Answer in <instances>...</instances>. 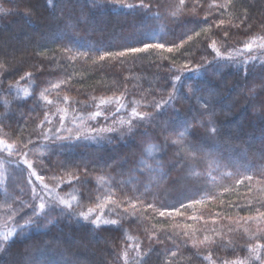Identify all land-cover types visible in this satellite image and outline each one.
<instances>
[{
    "label": "trees",
    "instance_id": "1",
    "mask_svg": "<svg viewBox=\"0 0 264 264\" xmlns=\"http://www.w3.org/2000/svg\"><path fill=\"white\" fill-rule=\"evenodd\" d=\"M144 2L150 5L148 12L114 7L110 3L93 7L92 0H53L55 10L47 0L1 3L0 134L9 136L18 148L21 142L32 140L24 150L28 153L40 152L43 145L50 146L52 153L45 159L27 157L38 175L45 177V183L49 186L53 183L52 187L78 199L92 196L90 202H93L97 196L110 193L118 201L140 196L142 188L131 191L124 181L137 170L146 172L147 168L150 174L156 170L164 173V186L159 192L154 176L155 180L146 187L150 188V197L141 198L145 206L152 203L155 207L142 208L138 203L139 211L124 220L118 218L120 223L115 226L102 225L97 229L87 221L77 222L67 210L62 214L60 207L54 206L49 214L55 220L49 215L50 223L41 222L43 226L23 235L17 231L5 245L6 250L0 252V264H18L21 254L26 256L27 264H124V250L129 252L128 264H209L204 259L209 253L216 264H221L223 260L247 257L249 244L264 243L256 235L257 228L264 229V225L253 227L257 223L241 219L255 215V209L264 204V120L259 104L248 95V88L255 85L259 97L264 99V90L260 88L264 79V53L259 48L244 52L238 60L253 55L259 59L249 60L246 65L222 63L215 76L194 71L205 57L211 60L215 56L208 47L212 40L225 53L230 49L243 50L250 37L264 35V0H232V5L223 9L209 5L225 4L226 0H199L198 6L196 0H184V5L180 0ZM127 3L139 4V0H127ZM25 10H32L31 16H26ZM245 11L247 20L241 24L237 17L243 18ZM165 12L172 14L174 21L167 20ZM81 13L86 19H80ZM221 19L225 24L217 27ZM232 24L240 26L232 27ZM206 28L210 29L207 36L202 31ZM224 31L229 33L227 38ZM196 32L201 35L197 37ZM189 35L193 37L191 41L187 39ZM182 41L183 46L171 53L148 49L99 59L105 52L143 47L144 42L164 43L167 47L180 45ZM65 48L71 51H64ZM185 63L193 69L183 73L185 84L200 80L205 85L221 81L229 85L221 87L218 94L212 93L210 100L220 134L214 139L204 137L202 152L195 159L183 153L178 156L175 146L165 143V136L167 125L176 118L174 109L179 110L181 119L186 114L199 118L197 100L178 96L160 112L152 106L167 98L176 69ZM52 83L60 86L53 88ZM46 84H51L44 93L47 101H63L67 97L66 109L71 115L83 111L90 116L96 110L106 115L96 117L101 123L94 124V130L91 126L72 127L69 129L73 131L72 138H65L68 135L57 131L60 117L50 112L46 118V111L41 109L47 101L39 98L40 89ZM182 91L187 93V88ZM116 93L117 96L110 97ZM107 95L115 109L119 107L115 98H120L124 105L121 112L136 107L137 111L150 112L155 118L132 122L129 132L128 118H119L112 108L103 109L106 105L96 107ZM203 95L207 97L209 93ZM99 124L103 125L102 129L116 131H100ZM200 131L203 134V129ZM77 136L80 138L76 139ZM145 136L149 137L146 139L149 145L156 148L151 155L138 151L142 145L140 138L144 140ZM161 144L167 145V149L159 157ZM14 155L19 157L5 159L13 167L7 168V184L0 187V221L11 215L10 208L29 203L33 196L30 190L33 187L27 183L29 170L18 163L22 156ZM67 172L80 176V181L73 180L75 184L69 185L68 191L63 185L57 187L58 180L54 179ZM101 176L103 182L98 179ZM245 176L253 179L246 180ZM30 184L44 194L36 181ZM102 189L106 190L102 192ZM110 206L108 209L113 208ZM156 209L166 215L160 216ZM110 217L113 218L107 215ZM19 219L20 216L15 217ZM205 235L216 243L199 244Z\"/></svg>",
    "mask_w": 264,
    "mask_h": 264
},
{
    "label": "snow or ice",
    "instance_id": "2",
    "mask_svg": "<svg viewBox=\"0 0 264 264\" xmlns=\"http://www.w3.org/2000/svg\"><path fill=\"white\" fill-rule=\"evenodd\" d=\"M70 2V0H68ZM199 0H196V3L198 4ZM102 3H110L114 7H120V8H128V9H140L144 12H148L150 10V5L148 3H145L144 0H139V4H132L127 3V0H92V6H98ZM47 4L49 6H53V9L55 10V6L53 5V0H47ZM180 4L184 5V0H180ZM232 5V0H226L225 4H216L213 3L209 5L210 8L215 9H223L228 6ZM195 7V4H194ZM0 11H3V9H0ZM61 14H63L64 9H60ZM32 10H25L26 16H31ZM80 19H86L83 13H81ZM238 20H240V23L243 24L247 20V12L245 11L243 13V18L237 17ZM225 24V21L221 19L217 25V27L222 26ZM232 27H239V24H232ZM249 28H251V25H247ZM202 31L207 34L209 33L210 29H202ZM195 35L199 37L201 35V32H196ZM224 38H227L229 33L228 31H224ZM188 41H191L193 37L189 35L187 37ZM210 39V37H209ZM259 41V43H257ZM184 44V41L181 42L180 45H172L167 46L164 43H143V47H130L127 48L125 51L120 52H105L102 54L99 59L104 60L106 57H113V56H124L126 52L131 53H139V52H145L148 49H162L166 50L167 52H173L174 50H179L180 47H182ZM208 47L212 50V52L215 53V56L212 57L211 60H208L206 57L203 59V62L196 65V68L194 71L201 72L205 76L208 74H211V76H215L219 68L222 66V63L224 65L226 64H248L249 60H257L259 57L257 56H248L243 61L238 60L237 57L240 55H243L244 52H252L254 48H259L262 53H264V35H257L252 36L249 38L247 42L243 45V50L240 49H230L225 53H221L220 47L217 45L216 40H212L211 43L208 45ZM64 51H71V49L65 48ZM233 53H236L233 55ZM82 55H86V53H82ZM262 65H264V62H262ZM3 67V64H0V68ZM185 71H193V69L189 68L188 63H185L184 65L180 66L176 69V75L173 77V83L171 85L172 91L168 93V96L166 99H161L159 102L154 103L152 106L156 109L157 112H160L162 108L165 105H171L173 101H175L178 96L180 98H195L199 105V118L197 116H189L186 114L183 119L180 118V112L179 110H175L176 118L171 121L167 125L166 131H168V135L165 136V143L170 144L172 146H175L176 148V154L179 156L181 153L184 154V156L191 157L193 159L197 158L198 154L202 152V139L204 137L208 138H216L220 134V129L217 127L216 121L214 119L216 113L212 109V105L210 104V100L212 99V93H217L218 90L223 88H228L229 85L227 82H217L215 84L211 85H205L200 80H194L192 83L185 84L184 80L182 79V75ZM245 75H247V69H245ZM26 76H31V73H26ZM23 79V77H22ZM11 87V85L9 86ZM53 88H58L59 84H53ZM187 88V93H184L182 89ZM260 88L261 90H264V79L260 82ZM47 91V90H45ZM204 92H208L209 95L205 97L203 95ZM42 97H44L45 100H47V97L45 96L44 92H41L40 94ZM248 95L250 98L255 100L259 104V108L261 110V119L264 120V99L260 98L257 93V88L255 85L248 88ZM65 101H67V97L64 98ZM115 102L119 104V107L116 108V111L119 112L120 108H123L124 105L120 103V98H115ZM48 104H51L52 101L48 100ZM113 103L112 99H101L99 104L96 105V107L99 109L102 105H108ZM103 113L102 111H96L91 114L92 119H95L96 117L101 116ZM131 119L127 122L128 131L131 132L132 130V121L133 120H145V119H154V115L150 112H139L137 111L136 107L131 108L130 113ZM47 118V114H46ZM51 121H49L50 123ZM61 124H63V118H61ZM201 129H203V134L201 133ZM100 131H107V132H113L116 131V129L113 128H106L101 129ZM80 137L77 136L76 139H79ZM57 139H61L60 137H57ZM32 140H28L26 143L21 142L20 148L16 147V144H7L3 140H0V145H3V148L0 150L8 152V154L11 156L14 153L21 155L24 157L22 161H19L18 163H23L26 165L27 169L29 170V175L35 177L36 181H39L41 191L44 193L41 195L40 192L36 191V188L33 187L32 193V202H29L27 204H22L19 208L12 209L10 208L9 211L11 212V215L7 216V220H12L15 224V227L8 230L4 234L0 235V252H3L6 250L5 245L8 244L11 238H13L14 234L19 232L20 235H23L30 231L32 228H39L41 226L42 221H48L51 222L49 219V213L53 209V207H60L61 213L64 214L65 210H67L69 215H73L76 217L77 222L80 220L87 221L91 225H93L95 228H100L102 225H118L120 223L119 219H106L104 218L103 211H100L97 213V209H102L108 204L115 205L116 208H120L121 205L127 204V207H124L123 212L128 215L134 216L139 209L137 208V204L139 203L142 208H154V204L148 203L146 206L144 205V200L141 198L143 194L140 196L135 197H125L123 200H115L113 199L114 193H110L107 196L104 197L103 203H97L95 207H88L86 211L80 210L76 211L74 208L75 206L83 209V205L80 203L76 195H71L70 199L60 196L55 192V188H50L47 183H45V177L43 175H38L37 172L33 169V163L29 159H27L28 152L24 151L25 149H28V145L32 144ZM152 154L151 148L149 149V155ZM159 164V162H157ZM66 176L68 177L67 181H64L63 178H54L58 180L57 187L60 183H71L73 180L80 181V176L76 175L73 172H67ZM100 182H103L104 177L98 178ZM244 179L251 181L253 179L252 176H245ZM29 183H32L30 180ZM84 183H87V181H84ZM237 183H242V181H237ZM227 191V189H226ZM47 197V198H46ZM100 197L97 196V200H99ZM194 203H200V201H194ZM261 208H264V204H261L259 208L255 209V215L252 216H246L242 217L245 222L247 221H253L257 224L264 222V211L261 210ZM131 209V212L129 211ZM30 210V211H27ZM114 210V209H113ZM159 211L158 209H156ZM23 213V215H21ZM168 215H171V213H167ZM177 214H179L177 210ZM116 215L120 217L121 219L127 218L126 216H123L121 213L117 212ZM160 216H165L166 213L164 211H159ZM16 216H20V219L22 222L15 220ZM187 235V233H185ZM256 235L264 239V229L257 228ZM159 243L160 241L157 240ZM216 241L214 239H210L209 236L205 235L202 240H199V244H215ZM196 241L193 242V246H195ZM140 245L137 244L136 248L139 249ZM248 250V256L244 259H240L237 257L234 260H223L221 261V264H252L253 261L258 262V264H264V255H262V252H264V243L257 242L255 244H249L247 246ZM27 252V249L25 250V253ZM123 259L124 264H128L129 261V252L127 250H124L123 253ZM173 256L176 255L175 252L172 253ZM21 261L18 262V264H27V258L24 254H21ZM204 259L209 261V264H216V262L212 259L211 253H209L208 256L204 257ZM139 264V262H137Z\"/></svg>",
    "mask_w": 264,
    "mask_h": 264
},
{
    "label": "rangeland",
    "instance_id": "3",
    "mask_svg": "<svg viewBox=\"0 0 264 264\" xmlns=\"http://www.w3.org/2000/svg\"><path fill=\"white\" fill-rule=\"evenodd\" d=\"M3 2V0H0V5H1V3ZM98 6H100V5H98ZM197 6H198V4H197ZM166 13V12H165ZM165 18H167V20H173L174 21V16L172 15V14H170L169 12H167L166 13V15H165ZM152 40H154V41H158V40H160V39H157V38H151ZM52 80V79H51ZM55 82V81H54ZM53 84V83H52ZM59 86H60V84H59ZM51 88V84H46L45 86H44V88H42V89H40V92L42 91V92H46L45 90H48V89H50ZM31 89V88H30ZM31 90H33V89H31ZM41 94V93H40ZM118 95V93H116V94H111V96L110 97H114V96H117ZM39 98H44V97H42L41 95L39 96ZM103 98H105V99H109V95H107V96H105V97H103ZM123 98H124V96H123ZM47 101V100H46ZM66 103H67V101H65V99H63V101H56V102H52L51 104H49V107H47V105H48V103H45V105L43 104L42 105V107H41V109L42 110H44V111H46L45 112V114H48V113H50V112H53L55 115H57V116H59L60 117V119L61 118H63V124H60V126H59V128H58V130L57 131H60V133H61V135H63V136H67V137H65V138H67V139H69V138H72V136H70V135H72V134H70V132H73V131H70L69 129L70 128H72V127H74V128H77V127H80V125L81 126H91L92 127V129L94 130V124H96V123H101V122H99V120H97L96 118L95 119H92V118H90L91 117V115L90 116H87L88 114H83V113H88V112H83V111H80V112H78V113H76V114H74V115H71V113H69L68 111H67V105H66ZM106 107H108V109L109 108H112L113 110H115L116 111V109H115V107H114V105H113V103H111V104H108V105H106V106H103V109H105ZM97 111V110H96ZM96 111H94V112H96ZM93 112V113H94ZM117 112V111H116ZM123 112V113H122ZM119 111V112H117V116H119V118H122V117H124V118H128V119H126V121L128 122L129 121V119H131V116H130V113H131V108L129 109V110H123V111ZM103 113V112H102ZM103 115H106V113H103L101 116H99L100 118H103ZM67 118H69V122H66L65 123V120L67 119ZM145 120H147V119H145ZM145 120H133L132 122H140V123H143V122H145ZM105 127V126H104ZM66 128V129H65ZM103 128V125L101 124H99L98 126H97V129H102ZM106 128V127H105ZM68 133V134H67ZM96 134H97V132H96ZM169 134V133H168ZM89 135H95V134H89ZM50 136L51 137H54V135H51L50 134ZM98 136H101V135H98ZM90 137H93V136H90ZM138 137V133H136V138ZM10 137L9 136H5V135H3V134H0V140H3L5 143H7V144H13L12 142V140H10L9 139ZM146 139H149V137L148 136H145L144 137V140H143V138H140V142L142 143V145H141V148L138 150V151H140V152H142V151H144V152H146L147 154H149V149L151 148V150L152 151H154L153 149H156L155 148V146L152 148V146H150L149 145V142L148 141H146ZM57 140H59V139H57ZM137 140H139V137H138V139ZM71 142H72V139L70 140ZM59 142V141H58ZM63 143V142H62ZM71 145L72 144H67V146L68 147H71ZM161 146L162 147H160V150H159V157H161V154H163L162 153V151L165 149H167V145H164V144H161ZM17 148H18V146H16ZM169 147H172V145H170ZM3 148V145H0V149H2ZM142 148H144L143 150H142ZM42 149L43 150H41L40 152H34V153H28V156L30 157V158H35V159H42V158H46V156H48L49 154H51L52 153V149H51V147L50 146H46V145H43L42 146ZM146 149V150H145ZM158 150V149H157ZM27 152H29V151H27ZM15 154V153H14ZM9 155L8 154V152H6V151H3V150H0V155H2V156H0V187H2L3 185H5V184H7V175H8V171H7V168H9V169H11V167H13V164L12 163H9V162H5V159L7 158L6 156H9V157H14L15 159L17 158V157H19V156H15V155ZM4 155V156H3ZM24 157H22L21 159H20V161H22V159H23ZM27 159H29L28 157H27ZM30 160V159H29ZM142 167V166H141ZM143 168V167H142ZM33 169L37 172V174H38V171L35 169V167L33 166ZM150 169L149 168H147L146 169V172H143V170H137V172L130 178V179H128V180H125L124 181V184L127 186V188L129 189V190H131V191H135V190H139L140 188H142V192H143V196H146V197H148V195H149V192H150V188H146V187H149V182L150 181H152V180H155V178L157 179V182H158V184H157V187L159 188V192H160V190L163 188V186H164V173L162 172V171H154L152 174H150ZM151 176H153V178H151L150 179V177ZM154 176H155V178H154ZM57 177H59V178H63L64 179V181H67V177H66V175H64V174H59V175H57ZM32 179L31 181H36V179H35V177H33V176H30L29 178H27V183H29V179ZM37 182V184L39 185L40 183H39V181H36ZM61 184V185H60ZM59 184V186H62L63 185V187H64V189L66 190V191H68V189H69V185H71V184H75V181H72L70 184L69 183H67V182H64V183H60ZM29 185V187H30V185H31V187H35V185H32V184H28ZM52 185H53V183L52 184H50V188H55V187H52ZM55 186V185H54ZM161 188V189H160ZM24 191H25V189H23ZM31 191H32V189H30ZM106 189H102L101 191L103 192V191H105ZM55 192L57 193V194H59L60 196H62V197H65V198H68V199H70V196H71V194H64V191L63 192H61L60 191V189L59 188H55ZM137 196V195H136ZM32 197L33 196H31V199H30V201L29 202H32ZM130 197H132V196H130ZM149 197H150V195H149ZM202 197V196H201ZM47 198V197H46ZM91 198H92V196H86V197H81L80 196V198L78 199L79 201H80V203L83 205V209H81V208H79V207H76L75 206V202H73L74 203V208H76L78 211H80V210H84V211H86L87 210V208L88 207H95V205L97 204V203H103V201H104V197H100V199L99 200H97V198H95L94 199V201L93 202H90V200H91ZM200 198V197H199ZM111 207V206H110ZM113 207V208H112ZM112 209H108V205L107 206H105L104 208H102V209H97V213H99L100 211H103V213H104V218H106V219H111V217L110 218H107V215H112L113 216V218L112 219H118V218H120V217H118L117 215H116V213L117 212H119V213H121L123 216H126L127 218L130 216V215H128V214H125L124 212H123V209H124V205H121V207L120 208H116V207H114L113 205H112ZM114 209V210H113ZM107 210H108V213H106L107 212ZM27 211H30V210H27ZM49 215H51V214H49ZM51 217L53 218V220H55V218H54V216L53 215H51ZM6 219V218H5ZM5 219H3V220H5ZM3 220H1L0 222V235H2V234H4L5 232H7L8 230H10V229H12V228H14L15 227V224L13 223V224H8L7 225V222H9L10 220H6V221H3ZM122 220H124V219H122ZM18 221H20V222H22V220L21 219H19ZM43 222V225H44V222L45 221H42ZM42 224H41V226H43ZM264 225V223H259V224H255V225H253V227L255 226V227H259V226H263ZM103 226H109V225H103ZM112 226H115V225H112ZM40 228V227H39ZM18 234V232L17 233H15L14 234V236H16ZM13 236V237H14ZM12 239V238H11ZM128 245H130V244H128Z\"/></svg>",
    "mask_w": 264,
    "mask_h": 264
}]
</instances>
